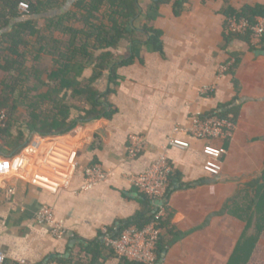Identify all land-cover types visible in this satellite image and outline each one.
<instances>
[{
  "label": "crops",
  "instance_id": "obj_1",
  "mask_svg": "<svg viewBox=\"0 0 264 264\" xmlns=\"http://www.w3.org/2000/svg\"><path fill=\"white\" fill-rule=\"evenodd\" d=\"M249 5L264 0H249ZM241 8L236 0H229ZM225 0H188L175 16L172 4L162 6L145 45L122 46L118 55L134 58L119 69L122 77L112 101L118 113L98 119L69 133L35 137L30 146L44 149L57 137L78 141V172L66 188L51 194L26 182L12 179L15 156L0 155V181L13 184L18 194L12 202L0 198V251L4 264H48L79 251V240L92 241L100 231L120 229L121 221L134 217L141 206L140 193L128 176L143 172L167 145L178 126L194 117L223 112L238 95L233 76H219L222 66L235 65L239 81V105L232 117L237 130L223 146L222 171L217 177L204 173L203 146L191 140V149H170L175 173L171 178L168 228L161 232V264H228L246 223L231 213L244 202L264 170V42L252 46L244 36L227 37ZM227 38H230L228 41ZM216 86L212 97L201 94L204 86ZM235 104V105H236ZM135 134L146 137V150L130 158L128 148ZM179 137H185L180 134ZM29 146V145H28ZM102 164L115 172L113 179L82 192L83 170ZM55 209L68 231L64 240L39 226L35 217L42 206ZM172 231V235L168 231ZM90 257L84 255V264ZM96 264H131L115 257ZM249 264H264V234Z\"/></svg>",
  "mask_w": 264,
  "mask_h": 264
},
{
  "label": "trees",
  "instance_id": "obj_2",
  "mask_svg": "<svg viewBox=\"0 0 264 264\" xmlns=\"http://www.w3.org/2000/svg\"><path fill=\"white\" fill-rule=\"evenodd\" d=\"M143 1L2 0L0 70L8 77L1 82L5 96L0 100V111L7 113L8 122L4 129H0V155L20 154L29 145L31 136L63 135L94 120L112 119L118 113L112 96L122 78L119 69L132 65L134 58L116 56V51L126 44L145 45L152 35L160 37L161 33L150 25L159 18L160 8L172 4L173 13L178 16L182 10L180 6L188 0H147L149 4L145 8L142 7ZM225 1L227 6L222 13L227 19L236 15L255 24L257 17H264V4L245 3L241 8H235L229 0ZM20 2L30 4L29 13L20 12ZM42 21L44 30L39 27ZM244 37L250 41L249 36ZM30 57L36 63H41L45 57L53 60L46 81L34 75L39 85L33 87L34 90H28L25 85L32 74L27 69ZM238 64L239 60L229 71L238 95L233 103L222 107L223 112L213 114L233 121L236 117L232 115H235L239 107L236 103L240 100L239 81L235 76ZM44 89L46 91L41 92ZM18 90L21 92L16 98ZM24 91L39 93L29 98ZM21 106L28 113V121L24 124L16 118ZM48 107L51 108L48 110ZM167 197L170 198V194ZM139 203L138 213L121 221L118 231L114 227L108 229L110 237L117 239L125 229L131 226L141 229L153 220L152 203L141 194ZM231 213L244 221L246 228L228 264H249L264 234V170L252 194H248L244 202H236ZM171 218L172 213L166 207L160 221L161 231L168 228ZM168 232L172 235V231ZM103 237V231H100L92 241L80 239L77 253L56 260L64 264H84V255H87L91 258L88 264H96L108 257L117 258L102 241ZM162 246L160 238L159 257L163 253Z\"/></svg>",
  "mask_w": 264,
  "mask_h": 264
},
{
  "label": "built area",
  "instance_id": "obj_3",
  "mask_svg": "<svg viewBox=\"0 0 264 264\" xmlns=\"http://www.w3.org/2000/svg\"><path fill=\"white\" fill-rule=\"evenodd\" d=\"M249 0H236L244 5ZM2 0H0V11ZM21 13L31 10L28 2H20ZM255 24L246 18L234 17L227 19L225 34L227 37L249 36L252 46H259L264 42V17H257ZM232 65L222 66L219 76L229 73ZM216 86H204L201 94L212 97L216 93ZM8 117L5 111H0V129L7 126ZM237 124L235 121L217 115L200 116L192 118L188 125L178 126L174 135L167 139L163 152L154 159L141 173L129 174L128 179L132 187L145 196L154 207V218L145 227L131 226L125 229L121 236L114 239L109 236L108 230H103L102 241L110 248L120 260L131 264H161L162 259L158 254V243L161 238L160 221L168 207L171 178L175 173L174 166L169 157V150L187 151L191 149V140L204 143L203 146V171L211 177H217L222 171V157L226 154L223 146L214 144L229 142L235 136ZM180 134L185 137H179ZM148 141L145 136L135 134L131 137L128 148L130 158H138L146 150ZM78 141L68 137L55 138L45 149L43 147L27 146L12 160L13 176L16 182H26L36 188L56 194L66 188L78 172ZM84 182L82 192L95 189L98 185L111 181L115 175L112 170L106 169L102 164H92L83 170ZM17 187L13 184L5 186L0 181V198L12 202L17 196ZM158 201L159 205H154ZM39 226H48L52 229L53 237L64 240L67 229L64 221L58 218L55 209L48 205L42 206L35 217ZM5 255L0 251V264L5 263ZM48 264H64L54 260Z\"/></svg>",
  "mask_w": 264,
  "mask_h": 264
},
{
  "label": "rangeland",
  "instance_id": "obj_4",
  "mask_svg": "<svg viewBox=\"0 0 264 264\" xmlns=\"http://www.w3.org/2000/svg\"><path fill=\"white\" fill-rule=\"evenodd\" d=\"M148 4H149V1L145 0V1L142 2V7L145 8L146 5H148ZM39 27L42 30L45 29L44 21L40 22ZM59 37L63 38V36H61V35H59ZM118 51L119 50L116 51V56H119L118 55ZM28 63L29 64L27 65V67H28L27 69L32 74L29 76L28 81L26 82L25 85L27 86V89L29 90V89H33V87H35V86H37V87L39 86L38 84H36L37 83L36 77H39V78H41V80H44V81L47 80V76H48L50 70L53 67V60H52V58L45 57L44 60L41 63H36L35 59L30 57ZM35 74H36V77L34 76ZM7 77H8L7 73H5L4 71L0 70V100L5 96V94L3 92V87L1 85V82L3 80H6ZM45 91H46V89L41 90V92H45ZM20 92L21 91H19V90L16 92V94H15L16 98L19 96ZM24 93L28 94V96L30 98V97H33L34 95H36L37 93H39V91L38 92L33 91V92H30V93L24 91ZM50 108L51 107H48L46 109L49 110ZM16 118L19 120V123H21V124H24V123H26V121H28V113H27V110L25 109V107H23V106L19 107V109H18V111L16 113ZM35 137H40V136H37V135L31 136L30 141H29V145L33 142ZM55 137H56V135H55Z\"/></svg>",
  "mask_w": 264,
  "mask_h": 264
},
{
  "label": "water",
  "instance_id": "obj_5",
  "mask_svg": "<svg viewBox=\"0 0 264 264\" xmlns=\"http://www.w3.org/2000/svg\"><path fill=\"white\" fill-rule=\"evenodd\" d=\"M160 203L158 201L154 202V205H159Z\"/></svg>",
  "mask_w": 264,
  "mask_h": 264
}]
</instances>
